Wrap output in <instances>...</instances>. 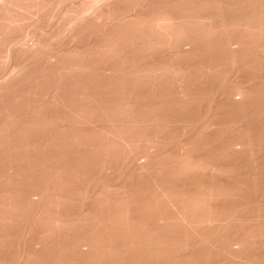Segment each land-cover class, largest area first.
Wrapping results in <instances>:
<instances>
[{
  "label": "rangeland",
  "instance_id": "rangeland-1",
  "mask_svg": "<svg viewBox=\"0 0 264 264\" xmlns=\"http://www.w3.org/2000/svg\"><path fill=\"white\" fill-rule=\"evenodd\" d=\"M0 264H264V0H0Z\"/></svg>",
  "mask_w": 264,
  "mask_h": 264
}]
</instances>
